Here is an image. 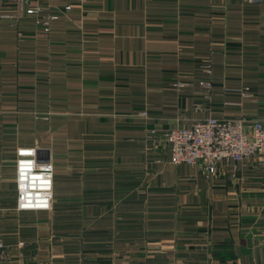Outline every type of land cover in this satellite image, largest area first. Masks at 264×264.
I'll list each match as a JSON object with an SVG mask.
<instances>
[{
  "label": "crops",
  "instance_id": "0c3cea01",
  "mask_svg": "<svg viewBox=\"0 0 264 264\" xmlns=\"http://www.w3.org/2000/svg\"><path fill=\"white\" fill-rule=\"evenodd\" d=\"M35 4L0 1V264H264V169L225 161L205 177L163 140L207 117L264 120V2ZM103 130L100 159L63 158ZM23 146L50 153V211L16 209Z\"/></svg>",
  "mask_w": 264,
  "mask_h": 264
},
{
  "label": "built area",
  "instance_id": "2783aa9c",
  "mask_svg": "<svg viewBox=\"0 0 264 264\" xmlns=\"http://www.w3.org/2000/svg\"><path fill=\"white\" fill-rule=\"evenodd\" d=\"M12 4L21 14H37L53 0H0ZM245 3H262L264 0H242ZM69 7H66L68 9ZM45 9H47L45 7ZM56 16L47 15L38 22L44 32L49 31ZM206 92L212 81L200 83ZM176 89L185 83L177 81ZM244 95H247L245 93ZM140 116H146L145 111ZM163 140L174 165L194 166L205 177L218 174V166L225 161H252L264 169V120L245 122L242 119H216L207 117L189 127L169 129ZM35 147L16 151V209L18 211H50L53 208V166L48 160L37 158ZM0 248L2 245L0 244Z\"/></svg>",
  "mask_w": 264,
  "mask_h": 264
},
{
  "label": "rangeland",
  "instance_id": "374dc122",
  "mask_svg": "<svg viewBox=\"0 0 264 264\" xmlns=\"http://www.w3.org/2000/svg\"><path fill=\"white\" fill-rule=\"evenodd\" d=\"M177 81H179V80H177ZM177 81H175V82H177ZM182 82H184V81H182ZM141 117H143V116H141ZM147 117H148L147 114H146V116L143 117L144 119H146L145 121H147ZM84 121L86 122V124H88V122H89L88 120H84ZM45 122H47V120H45ZM74 122H75V124L79 123V126L78 127H75V126L70 127V130L72 128H74V130H76V128H79V132H83L85 130L86 126L84 125L83 122H78V121H74ZM57 123H58V120H50V128H51V130L53 128H55ZM117 125H120V124L118 123V124L114 125L113 127H116ZM46 131L49 132L48 129H45L44 132H46ZM145 135H146V138H148V139H152L155 136L154 132L152 130L151 131L145 130ZM109 137L110 136H105L104 130L102 131V133L100 135H96V137H94L92 133H91V135L88 133V135L81 136V139H80L81 140L80 141L81 146L80 147L82 148V152L77 153V152L74 151L73 153H70L69 156H68V154L63 155V158L70 159V160L71 159H78V158L81 159V160H90V159H92L93 157L96 156L97 159H100V157L104 156V150H103L104 149V144H105L104 140H107ZM54 139H56V138L55 137L50 138V142L54 141ZM94 139H96V140H94ZM95 141H97V142H95ZM76 144H78V143L76 142ZM20 148H30V147H27V146L18 147L17 150L20 149ZM50 160H51V157H50ZM52 166H53V164H52ZM15 167H16V163H15ZM84 234H86V235L82 237V241L84 242V244L89 246V243H90V238L88 236L89 233L84 232ZM98 239H100L102 241L104 240L103 237H97L96 240H98ZM4 259H5V255H2L0 253V263Z\"/></svg>",
  "mask_w": 264,
  "mask_h": 264
},
{
  "label": "water",
  "instance_id": "95a60500",
  "mask_svg": "<svg viewBox=\"0 0 264 264\" xmlns=\"http://www.w3.org/2000/svg\"><path fill=\"white\" fill-rule=\"evenodd\" d=\"M50 157V153L47 150H38L37 151V158L48 160Z\"/></svg>",
  "mask_w": 264,
  "mask_h": 264
}]
</instances>
